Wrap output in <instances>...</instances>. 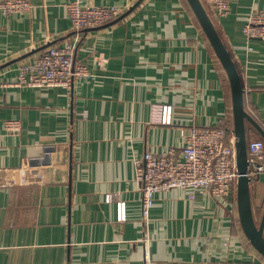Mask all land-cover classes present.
Returning <instances> with one entry per match:
<instances>
[{"label": "crops", "instance_id": "1", "mask_svg": "<svg viewBox=\"0 0 264 264\" xmlns=\"http://www.w3.org/2000/svg\"><path fill=\"white\" fill-rule=\"evenodd\" d=\"M31 1L30 13L0 9V264H264L237 195L222 203L164 190L143 216L136 159L149 150L181 156L192 125L234 130L229 76L189 1L83 0L122 11L82 31L72 29L69 0ZM204 5L240 72L245 108L264 129V40L243 33L264 0H235L222 17ZM76 34L89 77L70 90L14 84L37 48ZM155 104L172 105L171 122L156 119ZM10 119L21 129H7ZM247 133L264 139L249 122ZM251 193L260 221L264 173Z\"/></svg>", "mask_w": 264, "mask_h": 264}, {"label": "built area", "instance_id": "2", "mask_svg": "<svg viewBox=\"0 0 264 264\" xmlns=\"http://www.w3.org/2000/svg\"><path fill=\"white\" fill-rule=\"evenodd\" d=\"M211 5L218 16H225L231 11L235 0H203ZM72 29L86 30L101 26L121 14L117 5L88 3L83 0L66 2ZM34 4L31 0H0V9L5 13H30ZM248 39L264 40V9H252L243 27ZM83 38H76L64 44H51L38 54L35 60L21 62L14 84L32 87H53L70 90L74 83L90 76L85 62L76 60L77 47ZM8 85V83H7ZM0 86H4L0 80ZM160 113L157 120L171 122L172 105H156ZM7 129H21L19 120H7ZM186 143L182 155L172 151L155 154L149 150L143 157L136 159L137 178L142 190V212L148 218L154 204L155 195L164 190L184 188L190 190L189 196L195 198L197 192L204 191L222 203L231 201L237 195V180L240 175L236 158V134L225 127L192 125L184 132ZM249 168L247 174L255 179L264 173V139H248ZM145 259L150 263L149 251ZM169 264H195L189 260H175Z\"/></svg>", "mask_w": 264, "mask_h": 264}, {"label": "water", "instance_id": "3", "mask_svg": "<svg viewBox=\"0 0 264 264\" xmlns=\"http://www.w3.org/2000/svg\"><path fill=\"white\" fill-rule=\"evenodd\" d=\"M188 1L229 76L232 89L233 113L235 122L234 132L236 134V160L240 173L237 180V202L239 217L247 238L264 256V212L260 221H258L254 212L251 193V182L253 179L247 174L249 168L247 122L251 123L263 135V137L264 129L245 108V90L240 72L206 6L202 0ZM110 24L111 22H108L101 26L90 27L86 30H94ZM51 44L52 43L45 44L37 48L35 51L42 50ZM33 52L34 51H31L30 53L17 59H21Z\"/></svg>", "mask_w": 264, "mask_h": 264}]
</instances>
